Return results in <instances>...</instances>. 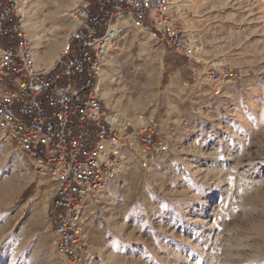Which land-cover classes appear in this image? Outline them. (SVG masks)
Wrapping results in <instances>:
<instances>
[{"label":"rangeland","instance_id":"obj_1","mask_svg":"<svg viewBox=\"0 0 264 264\" xmlns=\"http://www.w3.org/2000/svg\"><path fill=\"white\" fill-rule=\"evenodd\" d=\"M192 1L181 22L197 42L194 58L149 34L144 51L145 33L129 24L107 60L105 105L129 116L153 105L169 148L148 169L131 159L91 207L93 264H264V0ZM80 2L25 1L27 24L38 15L35 60L58 22L56 58ZM150 61L157 74L147 97ZM223 66L237 77L218 90L206 74ZM54 190L0 137V264H67L51 226Z\"/></svg>","mask_w":264,"mask_h":264},{"label":"built area","instance_id":"obj_2","mask_svg":"<svg viewBox=\"0 0 264 264\" xmlns=\"http://www.w3.org/2000/svg\"><path fill=\"white\" fill-rule=\"evenodd\" d=\"M26 0H0V137L35 163L54 184L51 226L56 251L67 264H93L88 232L91 207L132 159L143 169L169 145L154 106L126 115L109 109L100 79L126 34L124 22L147 32L176 54L192 59L195 37L182 25L192 0H81L50 67L37 66L27 28ZM220 90L237 74L210 68Z\"/></svg>","mask_w":264,"mask_h":264},{"label":"bare ground","instance_id":"obj_3","mask_svg":"<svg viewBox=\"0 0 264 264\" xmlns=\"http://www.w3.org/2000/svg\"><path fill=\"white\" fill-rule=\"evenodd\" d=\"M75 1L73 2H68V7H71L72 5H74ZM41 5H43L41 3V1L37 2V8L40 9ZM37 9V11H38ZM39 12V11H38ZM44 13V12H43ZM31 19L29 20V23L27 24L29 28V37L32 36L33 37H36L39 32H38V29H39V26H38V23L37 20H38V15L36 14V12H34V17H30ZM129 21H125L124 22V26L126 28H128V25H129ZM65 30V27L62 23H58L57 22V25L55 26V29H54V37L53 39H49L48 40V43L42 47L40 50L37 51L36 53V60L38 61V65L39 67H42L41 65H44V67H50L53 63V57L55 56L57 50H58V46H60L59 44V40L62 38V34ZM142 33H145V35H143V38L139 37L140 40H141V45H142V49H144V51H147L148 50H145L148 46V42H149V35L147 32H142ZM39 37V36H38ZM37 37V39L35 40L36 44L39 43V38ZM31 39V38H30ZM38 41V43H37ZM57 57V56H56ZM114 59V58H113ZM109 60L108 61V64L109 66L113 67L114 65V60ZM132 66V63H128V65L126 67H131ZM148 68L147 71H145V78H146V86L144 88V90L142 91L141 94H147V97L149 96L148 94L151 92V88L154 86V83L156 81V74L155 71L156 69H154V64H153V61H150L148 64H147ZM137 71V70H136ZM141 71V70H140ZM139 73V72H138ZM142 73V72H141ZM144 75V72L142 73ZM141 74V75H142ZM110 76V72L109 71H105L102 76H101V79H100V89H101V92L103 90V87H104V84L106 82V80L108 79V77ZM107 95V94H106ZM110 98V97H109ZM111 101V100H110ZM129 109H133V110H136V106H129L128 107ZM129 172H131V169L129 170Z\"/></svg>","mask_w":264,"mask_h":264}]
</instances>
